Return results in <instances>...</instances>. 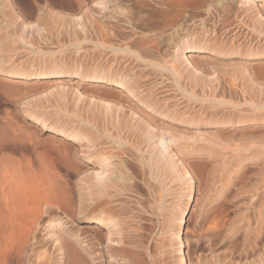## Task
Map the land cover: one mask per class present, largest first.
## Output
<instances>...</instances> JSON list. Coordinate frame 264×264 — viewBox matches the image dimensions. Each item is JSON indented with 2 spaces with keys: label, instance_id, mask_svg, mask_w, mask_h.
<instances>
[{
  "label": "rangeland",
  "instance_id": "rangeland-1",
  "mask_svg": "<svg viewBox=\"0 0 264 264\" xmlns=\"http://www.w3.org/2000/svg\"><path fill=\"white\" fill-rule=\"evenodd\" d=\"M5 1L0 0V37L13 42L20 35L24 40L5 60L19 57L4 60L5 65L0 58V132L13 127L14 142H120L115 145L143 161L150 183H162L161 202L152 206L157 227L163 219L173 228L171 220L185 206L181 253L187 263L206 252L204 256L222 261L252 264L253 256H239L255 235V224L264 226V0H229L231 11L223 16L208 11L207 3L217 0H122L124 11L135 16L137 32L147 34L144 50H111L121 63L113 66L128 69L127 84L83 76L97 69L96 0L47 5L43 0H10L12 12L3 10ZM30 2L37 12L28 18L23 6ZM198 38L219 44L195 48ZM37 45L53 51V58L48 61L49 54L29 50ZM3 85L22 89L8 101ZM160 140L168 142L163 151ZM88 163L97 161L90 158ZM186 164L194 172L187 205L181 172ZM58 173L67 178L65 170ZM72 223L83 224L76 215Z\"/></svg>",
  "mask_w": 264,
  "mask_h": 264
},
{
  "label": "bare ground",
  "instance_id": "bare-ground-1",
  "mask_svg": "<svg viewBox=\"0 0 264 264\" xmlns=\"http://www.w3.org/2000/svg\"><path fill=\"white\" fill-rule=\"evenodd\" d=\"M43 1L45 5L58 2ZM123 1L96 0V4L99 5L100 21L97 69H93L90 74L78 70L79 74L85 72L83 76L89 78L128 83V69L113 66L121 63L116 61L111 50L119 48L144 50L145 48L141 49V47L142 43L147 41V34L145 37L144 34L137 32L139 30H137V21L133 19L135 16L132 17L124 11ZM21 3L26 2L24 0ZM229 3H231L229 0H217L214 4L207 3L208 11L223 16L231 11ZM6 7L5 11L12 12L13 6L10 0L5 1L3 10ZM23 8L24 15L30 18L34 15L37 5L30 2ZM114 12L118 15H112ZM104 18L111 21L110 25L105 26ZM223 24L227 25V23ZM8 37L7 35L0 37V58L3 62L1 64L5 63L8 51L17 50L15 45L18 44V40H24L19 35L15 36L12 42ZM194 43L198 44L195 48L200 49L219 44L217 41H211L210 38H198ZM29 48L36 54L47 57L50 55L48 61L53 58V51L49 49L44 51L39 45ZM177 50L178 47L174 49ZM134 51L132 50L131 53ZM174 51H172L173 55ZM134 53L138 54L136 51ZM17 57L18 54L6 62H11ZM47 70L49 69L42 71ZM119 71L123 72L119 73ZM9 74L18 73L9 71ZM48 75L49 73H43L41 76ZM19 88L12 89L8 85H3L1 91L10 101L9 98L21 92L22 88ZM26 92L29 93V91L24 93ZM7 127L9 128L4 126L6 131L0 132V264H174L175 260L177 264H235L232 259L222 261L211 253L210 257L204 256L206 252L204 255H196L195 261L186 262L184 254L181 253L183 246L181 227L185 206L179 210L174 220L170 219L174 222L173 228L165 225L163 219L159 222L161 226L157 227L151 216L152 206L161 202L162 183L160 186L150 183L142 165L143 161L133 155L129 149L115 145L120 142H78L75 146H67L51 138H44L43 142L37 138L33 139L34 142L30 140L14 142L17 139L16 132L12 131L13 127L10 126L11 130ZM159 145L160 151H163L168 147V142L160 140ZM90 158L96 159L97 163L89 165ZM147 165L149 169L148 162ZM60 169L67 172V178L58 173ZM192 169L186 164L181 171L182 179L186 177L185 185L182 184L184 191L181 192L183 196L186 195L184 199L186 205L192 195L194 175ZM149 174H151L150 169ZM75 215L83 223L79 227H75L72 223ZM257 216L260 218L259 215ZM253 229L255 235L251 238L246 252H242L239 257L253 256L250 263L264 264V257L257 252L258 243L264 249V226L257 223ZM174 245H177L173 248L174 252L177 251V255L175 260L170 262ZM206 245L205 243V247ZM209 246H212V243Z\"/></svg>",
  "mask_w": 264,
  "mask_h": 264
}]
</instances>
